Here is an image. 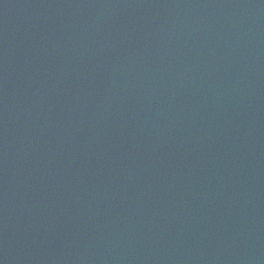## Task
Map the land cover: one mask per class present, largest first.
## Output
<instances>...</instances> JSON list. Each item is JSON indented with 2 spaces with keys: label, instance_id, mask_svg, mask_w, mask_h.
Returning <instances> with one entry per match:
<instances>
[{
  "label": "water",
  "instance_id": "water-1",
  "mask_svg": "<svg viewBox=\"0 0 264 264\" xmlns=\"http://www.w3.org/2000/svg\"><path fill=\"white\" fill-rule=\"evenodd\" d=\"M0 264H264V0H0Z\"/></svg>",
  "mask_w": 264,
  "mask_h": 264
}]
</instances>
